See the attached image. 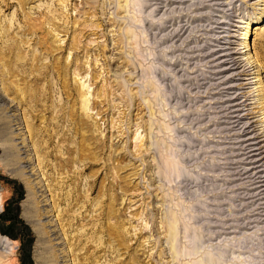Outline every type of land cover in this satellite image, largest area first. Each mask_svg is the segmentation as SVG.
Masks as SVG:
<instances>
[{"label":"rangeland","instance_id":"obj_1","mask_svg":"<svg viewBox=\"0 0 264 264\" xmlns=\"http://www.w3.org/2000/svg\"><path fill=\"white\" fill-rule=\"evenodd\" d=\"M259 1L0 0V264H264Z\"/></svg>","mask_w":264,"mask_h":264},{"label":"bare ground","instance_id":"obj_2","mask_svg":"<svg viewBox=\"0 0 264 264\" xmlns=\"http://www.w3.org/2000/svg\"><path fill=\"white\" fill-rule=\"evenodd\" d=\"M259 2L260 3L262 2V6L261 5L259 6L255 2L253 3L254 6L256 5L255 7H257V5H258V9L254 8V10H256L257 12L254 13L253 16H250V17L244 19V21H242V20L237 21V22L241 23V26L239 28L242 31H241V33H239L240 36L239 37L237 36L239 38L240 42L236 43V44L237 45L238 44L241 45L243 51L240 50V49H233L232 52L231 51L226 52L222 56L225 57L224 62L226 63L225 64L226 68H224V70H228V69H232V70H236V71L239 70L238 74H242V75L247 76V77H249V76L251 77L252 76L251 78H248V79L245 78L246 82H244L242 84L244 86V84H249L250 83L247 86L249 87V89H251V91H250L251 94L254 91L258 92V94L256 95V96L260 97V99L258 98V101L259 100H263L264 101V96H263L264 82H263L262 78L259 77L260 67H261V64L259 62L260 58L258 56H256V55L255 56L254 55H251V56L249 55L250 52H247V50H250V48L247 47V46H249V44H248V42L246 40L250 36L251 29L255 28L257 23L262 19V17H264V0H260ZM126 5H127V3H126ZM126 5L124 7H123V5H121V6L118 5V8H121V10L122 9L125 10V8L127 7ZM228 36L232 37L234 35L233 34H228ZM241 40H243V41H241ZM242 84H239L238 86L241 87ZM231 87H233V86H231ZM2 99L3 98L1 97V94H0V102L2 101ZM81 103H82L83 109H85L86 108L85 107V100H82ZM236 104H238V103H236ZM239 105L241 106V104H239ZM258 105H262V107L260 108V111H263L264 110V104L263 103L261 104V103L258 102ZM260 115L262 116L260 118L261 122H262V119L264 117V113H261ZM246 116H247V114L246 115H242V117H239V116L235 117V118H239V119H237V121L235 123L241 122V120L246 118ZM10 117L12 119L14 118L13 115H11ZM256 121H253V122H256ZM250 127H251V125L248 128H250ZM262 129H263V131L261 132V134L259 136H264V125H263ZM249 146H250V144H249ZM262 147H259V148L255 147V149L254 148L251 149L249 151V153L253 154V152H261L262 151V149H261ZM263 155H264V151H262L260 154L257 155L259 157L261 156V158L260 159L258 158L259 160L255 162L258 165L256 164V167H254V166L252 167V170H258L259 169L261 171L258 170L254 174V176L251 175L250 177H248L249 179H251L253 182H255L257 184H264V156ZM254 156H256V155H254V154L251 155V158H253ZM24 168H25V170L27 172V169H28L27 166L24 167ZM32 187H34V191H36V193H41V190L39 188H37L36 185L32 184ZM262 187H264V185H259L257 187V189H259V188L262 189ZM262 190L263 191L260 192L257 196H261V194H264V189H262ZM39 197H42V195H39ZM44 206H45V204H44ZM43 212H45V210H43ZM175 222H176L175 221V217L171 216V218L169 219V223L167 224V233H168V237H169L171 242L174 241L173 239H175V232H176L175 231V227H174L175 226ZM45 227H46L45 229L48 231L50 242L53 243V246L55 248L59 247L60 246V243H59L60 236L58 235V233H56L54 227L51 225V222L50 223H46ZM0 243H1V245H0L1 246V248H0V256L3 257L4 254H7L11 250L10 241L8 239L4 238V239L1 240ZM171 250H172V257L176 258V255L178 256V253H177L176 249L174 247H171ZM205 259L208 262L210 260V256L207 254ZM67 262L68 261L65 260V256L59 255L57 257L56 264H67ZM196 264H202V263L200 262V263H196Z\"/></svg>","mask_w":264,"mask_h":264}]
</instances>
